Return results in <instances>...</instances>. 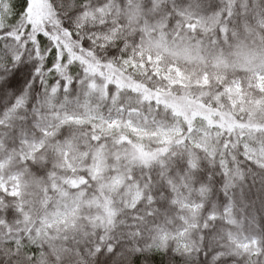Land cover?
<instances>
[{"label": "snow or ice", "instance_id": "snow-or-ice-1", "mask_svg": "<svg viewBox=\"0 0 264 264\" xmlns=\"http://www.w3.org/2000/svg\"><path fill=\"white\" fill-rule=\"evenodd\" d=\"M32 3L0 0V132L18 150L47 140L36 159H25L22 166L38 171L45 183L33 201L30 218L25 215L29 206H20L22 197L15 181L0 189L4 201L0 207V264H264V156L246 154L243 146L231 155L206 157V166L193 168L185 160L179 173H169L166 179L148 170L140 183L141 189L148 186L141 199L133 202L129 198L127 205L121 201L122 211L111 218L103 214L105 226L95 228L91 213H82L80 223H72L73 206L66 207L68 200L52 188L50 177L55 169L48 165L42 169L39 162L49 145L59 143L66 149L70 132L92 129V125L78 129L65 124L52 135L64 116L59 108L48 106L50 101L55 99L59 105L77 90L91 92L94 80L104 83L101 76L89 73L83 60L73 59L74 54L98 61L101 71L109 64L122 67L144 35L137 31L134 37L128 36L132 11L139 7L149 23L167 19L170 25H183L189 13L197 20L208 14L202 0H148L147 4L47 0L50 14L42 20V30L29 18ZM224 9L212 11L221 13L228 28L241 32L250 28L253 36L264 34V0H237ZM222 35L218 28L221 44ZM231 35L227 33L228 39ZM69 38L78 45L72 52L61 43ZM129 40L132 48H127ZM116 91L110 84V100ZM13 110L15 120L8 118ZM89 141L94 142L92 136ZM79 175L87 181L80 188L62 185L73 200L81 191L95 192L91 176L87 172ZM190 177L193 195L181 201L175 188L181 178L187 184ZM205 189L206 195L198 194ZM179 191L187 194L184 185ZM230 216L236 221L244 219L245 239L230 238L237 231L229 223Z\"/></svg>", "mask_w": 264, "mask_h": 264}, {"label": "trees", "instance_id": "trees-1", "mask_svg": "<svg viewBox=\"0 0 264 264\" xmlns=\"http://www.w3.org/2000/svg\"><path fill=\"white\" fill-rule=\"evenodd\" d=\"M120 2L123 3L124 0ZM127 2L133 3L134 0ZM135 2L147 4L148 0ZM159 2L165 3L168 0ZM236 2L237 0H202L208 11L207 15L197 20L189 13L184 16L183 25L174 26L167 19H154L149 23L137 7L128 16V36L134 37L137 31L144 35L130 54L128 63L122 67L109 64L103 66L101 71L102 66L98 61L93 63L90 60L87 62L83 57H73L83 60L90 74L107 80L109 78L105 75H112V71L127 77L128 83L119 86L117 81L112 80L109 83L104 81L101 85L94 80L91 92L81 93L77 90L73 96L65 97L59 105L55 99L48 105L50 108H59L64 116L52 135L58 134L65 124H73L78 129L92 125L90 132H70L71 139L67 141L66 149L62 150L59 143L49 145L48 150L39 156L42 169L45 165L55 169L50 177L52 188L68 200L66 207L73 206L69 218L72 223L79 224L82 213H91L89 219L92 220L93 227H104L103 214L111 218L116 211H122L119 208L121 201L127 205L129 198L137 202L145 194L148 186L141 189L140 183L148 170L152 171L153 176L159 174L166 179L169 173L178 174L185 160L193 168L201 164L206 166V157H223L225 152L231 155L240 146L244 147L246 154L264 156V34L256 32L253 36L250 28L243 32L230 29L227 22L222 20L221 13L212 11L213 8L226 10V4ZM110 3L115 4L116 0H110ZM116 13L120 14L119 7L116 8ZM189 22L194 27H189ZM218 28L223 34V44L217 37ZM228 32L232 33L231 39L227 37ZM63 41L61 43L64 44ZM68 41L72 45L69 46L71 50L74 46L78 47L70 38ZM66 46L64 45L65 49ZM127 48H132L130 40ZM110 84L117 88L111 100ZM183 95L215 118L231 114L234 127L225 125L220 128L196 119L193 123L196 130L191 128L188 121L168 103L171 97L178 99ZM96 108L105 121L115 117L122 121L100 125L96 118L87 119L90 116L87 112H94ZM8 118L16 119L14 110L8 114ZM49 127L51 128V124ZM159 127L177 128V135L162 141L152 136ZM4 135L0 132V189L15 181L18 185L16 191L22 197L20 206H29L30 212L25 215L30 218L34 214L33 201L45 181L38 171L22 167L23 161L35 160L47 140L40 144H25L18 150L11 139L5 142ZM89 136H92L94 142L89 141ZM137 146L152 156L147 163L136 161L130 155L131 150ZM53 148L56 149L55 152ZM17 157L20 159L17 160ZM17 168L22 170L17 172ZM84 172L95 182V192L89 195L81 191L73 200L62 185L80 188L87 183L79 175ZM66 173L72 175H63ZM191 184V177L187 184L181 178L180 185L187 188L185 195L180 194V185L176 186L175 191L181 201L193 195ZM198 194L206 195L207 189ZM53 199L55 197H49V200ZM3 206L4 201L0 199V207ZM168 223H172L170 217ZM229 223L236 225L237 229L230 234V238L234 241L245 239L244 219L236 221L230 216Z\"/></svg>", "mask_w": 264, "mask_h": 264}, {"label": "rangeland", "instance_id": "rangeland-1", "mask_svg": "<svg viewBox=\"0 0 264 264\" xmlns=\"http://www.w3.org/2000/svg\"><path fill=\"white\" fill-rule=\"evenodd\" d=\"M30 20H32L34 22V25H39L40 28H42V20H45L48 18L49 14H50V9L49 6L47 4V0H33L32 3V8H30ZM64 45H67V51L72 52V50L69 48V46H72L69 44L68 40H64ZM76 56L75 54L73 55V57ZM88 62V60H87ZM89 66V65H88ZM94 67V66H93ZM92 67V68H93ZM91 68V69H92ZM115 71V70H113ZM112 75H105L106 78L108 77L109 79H104L105 83H109L112 80L117 81L120 85H125L126 83H128V78L124 77L123 75H121L120 73H115L112 72ZM114 75H118L119 77H115ZM168 103L172 104V109L179 114L180 116H182L185 121H188V124L191 128L195 129V127H193V123L195 122V120L197 119V121L199 120L201 123H209L211 125H216L220 128H224L225 125L228 126H233L234 127V120H232L233 116L231 114H224L221 115L219 118H215L213 114H207L205 113L204 109L199 108L198 105L193 104V102L191 103V101L186 97V95L180 96L178 97V99L171 97L168 100ZM89 113L90 116H88L87 119H98L100 122V125H105L107 122L109 125L113 124L115 121H122L121 118H117L115 117L112 120H107L103 119L100 115V112L97 110H94V112H87ZM86 115V114H85ZM84 115V116H85ZM234 119V118H233ZM205 120V121H204ZM90 121V120H89ZM202 129V127H199ZM176 129L177 128H163V127H159L158 130L155 131V133L152 135L154 137H158V139L165 141L168 140L170 138H172L173 136L177 135L176 133ZM202 131V130H200ZM144 150H142L140 147H136L135 149L131 150V156L134 158V160L136 161H140V162H144L147 163L148 159L151 158L152 156H150L148 153H146ZM146 153V155H145ZM147 157V159L145 158ZM110 209V208H109ZM111 210V209H110ZM110 214L112 215V211H110Z\"/></svg>", "mask_w": 264, "mask_h": 264}]
</instances>
